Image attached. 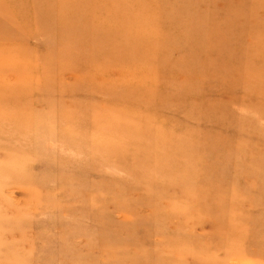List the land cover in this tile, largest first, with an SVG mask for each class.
<instances>
[{
    "label": "rangeland",
    "instance_id": "1",
    "mask_svg": "<svg viewBox=\"0 0 264 264\" xmlns=\"http://www.w3.org/2000/svg\"><path fill=\"white\" fill-rule=\"evenodd\" d=\"M233 1L151 0L138 18L161 53L130 84L94 76L89 49L55 32L102 0H0V264H264V113L242 87L178 97L158 71L171 42L204 64L221 20L264 19L263 0Z\"/></svg>",
    "mask_w": 264,
    "mask_h": 264
},
{
    "label": "bare ground",
    "instance_id": "2",
    "mask_svg": "<svg viewBox=\"0 0 264 264\" xmlns=\"http://www.w3.org/2000/svg\"><path fill=\"white\" fill-rule=\"evenodd\" d=\"M89 1L90 3L94 2V0ZM102 1L96 5L93 4L90 10L89 24H85L86 15L78 17L77 14L70 11L66 13L65 19L61 18L59 20L60 29H57L55 32L60 34L63 31H67L70 40H75L86 49H89V61L91 64L93 61H96L99 65L96 70L92 71V74L97 78L100 76H112L115 78L116 74H118L117 79L120 82L126 83L128 81L130 84H136L135 80L137 78L140 79L143 76L147 78L152 77V74H155L154 67L152 70H149L148 67L144 68V66L147 63L151 64V59L156 58V55L158 57L161 53L159 45L148 37L149 34H155L157 28L151 27L150 29L142 22V18H138V15L146 16L144 13L145 9H148L149 14L156 11V8L152 6L151 0L147 4L145 0ZM179 1L186 2L187 0ZM61 3L62 0H59V4ZM234 3L240 5L241 0H234ZM66 4L67 2L64 5ZM263 5L264 0L263 2H255L253 3V9L258 8L260 10V8H263ZM231 7H229L230 9L228 8V12L231 11ZM101 8H105L106 12L100 14ZM232 14L219 23V28L215 30V35L211 37L213 39V43L209 47L211 50L201 54L204 64L199 63L195 66L187 64V58L199 54V51L187 49L188 43H184L181 46L171 42L168 46V49H171V51H168L159 60L158 71L166 68L169 74L165 75L173 80L176 77L175 74L178 75L176 87L178 97L183 95L188 98V96H191L192 90L190 86H194L198 82H202L203 84L205 82H213L229 91L234 90L236 87H242L245 89L244 101L248 102L246 104L255 111L264 113V45L249 47L245 46L242 40V35L246 33L259 35L264 40V19L256 16H252L250 19H243V17L238 18L235 17L236 14ZM70 18L73 21L75 20V25L77 26L71 27L69 25ZM138 19H140V22ZM108 22H112V24L109 25ZM137 26L139 27V31L135 35L134 28ZM236 33L238 37H234ZM201 36V32H198L195 40L199 41ZM60 46L62 49H72L70 45L69 47L62 41L60 42ZM104 48H109V50L104 51ZM174 50L179 52V58L172 56ZM71 53L74 55L76 51L71 50ZM84 60L86 61L85 58ZM169 66L176 68L172 69ZM131 68L136 71L138 70L139 76H135L133 72L127 71ZM180 72L188 74L185 80L179 81L181 78L179 77ZM190 73H193V75ZM195 73L199 75H195ZM222 76L226 78L222 79ZM110 85L111 87L114 86V84ZM145 89L149 92L148 88ZM128 91L130 92V88ZM198 93L201 92L198 91ZM126 95V92L121 91V97H125ZM215 107L216 104L211 106H207V104L201 105L204 112L210 111ZM251 122L253 121L243 122L241 125H248ZM240 142H242L241 135L237 143L240 144ZM244 158L245 156L238 158V160L243 161Z\"/></svg>",
    "mask_w": 264,
    "mask_h": 264
}]
</instances>
